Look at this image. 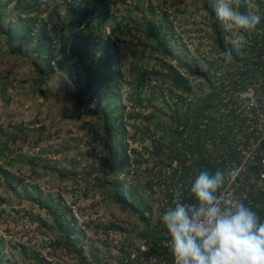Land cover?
Segmentation results:
<instances>
[{
    "label": "trees",
    "instance_id": "obj_1",
    "mask_svg": "<svg viewBox=\"0 0 264 264\" xmlns=\"http://www.w3.org/2000/svg\"><path fill=\"white\" fill-rule=\"evenodd\" d=\"M134 1L129 0L128 4L127 0H63L61 5L48 10L50 0H0V36L5 46L0 55L11 56L28 65L29 93L39 98L41 103L48 100L47 96L53 98L59 94L74 102L78 109L77 116L82 118L84 126L91 122L90 125L98 134L95 142L99 155L96 154L93 162L86 165L89 170L84 175H95V184L104 188L108 197L122 207H129L142 214L147 209L141 198L137 197V187H125L120 175L123 171L128 175L131 165L140 167L147 159L139 157L135 149L130 148L131 156L128 154L127 123L124 119L140 117L142 114L136 109L150 108L154 99H158L160 86L149 82L161 78L168 86L171 85L170 92L171 89L188 92L191 89L188 76H205L206 72L199 70L191 56L187 59L175 52L171 24L154 22L148 17L152 7L141 8ZM215 1L200 0L211 25L213 39L219 51L224 52L232 46L226 43L230 40L225 36L224 24L216 18ZM255 1L262 6V0ZM247 7V1L242 0L239 11L248 12ZM262 7L260 10H263ZM140 10L144 13L132 16L133 11ZM43 12L46 13L45 17H41ZM136 35L137 40H140V36L145 38V42L140 41L141 52L133 51L131 59L125 61L120 50L133 42ZM146 51L151 56L159 54V58L155 59L160 63L154 60L148 68L144 67L140 60ZM168 58H174L177 64H172ZM211 65L210 62L209 66ZM14 68L12 66L7 74L0 76V96L6 100L9 99L7 89L11 86L9 78ZM123 69H126L124 75ZM51 81L54 82L53 85H49ZM41 82L48 85L41 88ZM123 85L127 88L125 99L131 107L128 114L125 113L128 106L123 103L124 97L120 92ZM145 87H148L146 93L143 92ZM162 91L161 89L160 94ZM209 98L208 96L204 100V108L211 109ZM164 106H168L167 102ZM152 116L153 112L142 115L148 120ZM133 127L134 136L139 129L135 124ZM28 130L21 125H10L5 129L0 127V196L24 197L51 217V225H47L46 218L42 220L40 217L36 222L41 229L48 226L55 232L50 241L53 252L61 250L62 254L70 255L78 264L98 262L99 258L91 251V258L87 257L81 239L85 234L76 225L72 208L63 201L62 194L57 193L55 197L44 195L38 185L31 184L25 177L13 172L12 166L19 160L28 162L33 168L36 166L45 173L51 172L59 179L72 175L71 171L54 162L42 159L37 161L34 157L23 155L12 157L15 148L20 147V135ZM22 136L25 138V135ZM0 202L4 203L5 199L0 197ZM149 212L152 211L149 209ZM144 218L142 214L141 219ZM110 226L119 228L114 224ZM4 244V239L0 236V264H19L16 261L4 262ZM159 253L172 256L169 249ZM22 255L20 264H58L52 261L54 257L42 255L40 249L23 251Z\"/></svg>",
    "mask_w": 264,
    "mask_h": 264
},
{
    "label": "rangeland",
    "instance_id": "obj_2",
    "mask_svg": "<svg viewBox=\"0 0 264 264\" xmlns=\"http://www.w3.org/2000/svg\"><path fill=\"white\" fill-rule=\"evenodd\" d=\"M62 1L50 0L47 9L51 10L53 6L58 7ZM246 1L247 9L253 11L254 14L259 13L260 7L263 6L264 9V0H262V6H259L255 0ZM134 2L138 3L141 8L151 6L152 10L151 13H148V17L152 18L154 22L172 25L176 44L175 52H179L187 59L191 56L199 70L204 71L205 67L209 66L210 57L214 58L222 52L219 51L213 39V31L200 0H135ZM127 3L129 4V0ZM59 8L62 9L61 6ZM141 13L144 12L142 10L133 11L132 16H140ZM45 16L46 13L43 12L41 17ZM224 27L225 36L231 40L237 30L225 25ZM137 37L136 35L134 41L128 46L121 48L120 51L125 61L131 59L133 51L141 52L140 41L145 42V38L140 36V40H137ZM2 41L0 36V53H3L5 49ZM138 54L140 55V53ZM155 58H159V54L151 56L146 51L142 54L140 63L148 68L154 63V60H157ZM168 60L172 64H177L174 58H168ZM12 66L15 68L9 78L12 81L11 86L7 89L9 99L6 100L0 96V127L5 129L10 125H21L29 129L28 132L20 135L18 140L20 147L15 148L12 157L23 155L34 157L37 161L42 159L54 162L71 171L72 175L65 179H59L51 172L45 173L40 168L36 166L33 168V165L28 162L19 160L14 162L13 172L18 176L25 177L31 184L38 185L44 195L55 197L57 193L62 194L63 201L72 208L76 225L85 234L81 236V239L85 245L87 257L91 258V251L99 258L103 251L109 250L110 244L114 240L120 243L122 239L130 237L136 243L135 240L140 236L141 231H146L145 224L147 222L141 219V215L145 216L146 213H149V209L157 212V203L151 193V168L167 160L169 136L167 130L164 129L168 127L171 117L177 116L180 112L179 109L171 108L168 103L169 107L164 106L166 100H163L164 102L160 100L159 91L158 99L152 100L153 106L145 107L142 112L140 110V113L145 116L153 112V116L149 120L142 115L135 119H124L127 123V143L130 141L128 145H131V149L138 151L139 157L147 158V161L140 165L136 174H133L134 176L125 175V171L120 175L124 180L125 187H137V197L141 198L143 206H146L147 209L140 214L132 211L129 207H122L108 197L104 193L105 189L95 184L93 179L95 175H84L89 170L86 165L93 162L96 154L99 155V148L96 147L95 142L98 134L95 128L90 125L91 122L84 126L82 118L77 116L78 109L74 102L59 94L53 98L47 96L48 100L41 103L39 98L29 93L28 65L21 60L1 54L0 76L7 74ZM124 71L126 73V69L122 70L123 75ZM188 79L191 85L189 92L192 99L200 97L204 76L190 74ZM153 82L160 87L168 86L161 78L149 83L153 84ZM53 83L51 81L49 85H53ZM45 85L48 84L40 83L41 88H44ZM166 86L164 88H169ZM126 89L123 85L120 92L124 97L123 103L128 106L125 110V113L128 114L131 112V107L125 99ZM143 92H148V87H145ZM133 124L137 125L139 129L134 136ZM152 133L154 137H152ZM22 135H25V138ZM37 140L38 142H36ZM0 197L5 199L4 203L0 202V236L5 242L2 248L4 262L5 260L16 261L20 264L23 251L32 252L40 249L42 255L54 257L52 261L55 263L78 264L70 255L62 254L61 250L52 251L50 241L55 232L47 228L48 226L45 228L46 230L41 229V226H38L36 222L41 217L42 220L46 218L47 225H51L52 219L46 215L43 209L37 207L36 204H31L24 197L11 195L9 198ZM111 224L118 225L119 228H114L110 226Z\"/></svg>",
    "mask_w": 264,
    "mask_h": 264
},
{
    "label": "built area",
    "instance_id": "obj_3",
    "mask_svg": "<svg viewBox=\"0 0 264 264\" xmlns=\"http://www.w3.org/2000/svg\"><path fill=\"white\" fill-rule=\"evenodd\" d=\"M257 15L260 23L254 30H241L246 43L234 49L231 57L223 52L210 57L212 65L204 69L200 97L192 99L189 91L160 87V100L180 112L167 127V160L150 167L157 212L146 213L142 219L147 222L146 232L141 231L136 243L130 237L120 243L114 240L94 264H175L173 256L159 253L170 250V237L160 217L170 206L171 190L203 169H238L236 180L224 190L245 198L264 220V9ZM208 96L211 109L204 108ZM137 110L142 112L144 107ZM131 166L129 175L139 169L136 164Z\"/></svg>",
    "mask_w": 264,
    "mask_h": 264
},
{
    "label": "clouds",
    "instance_id": "obj_4",
    "mask_svg": "<svg viewBox=\"0 0 264 264\" xmlns=\"http://www.w3.org/2000/svg\"><path fill=\"white\" fill-rule=\"evenodd\" d=\"M241 4L216 0V18L237 30L226 41L232 46L223 52L226 58L246 43L241 30H254L260 23L259 15L239 11ZM238 175L234 167L203 169L171 190L170 206L160 220L175 264H264V220L245 198L224 190Z\"/></svg>",
    "mask_w": 264,
    "mask_h": 264
}]
</instances>
